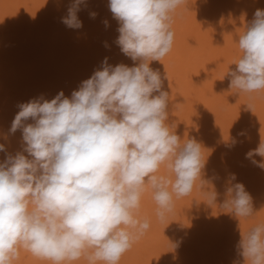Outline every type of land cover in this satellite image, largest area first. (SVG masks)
I'll list each match as a JSON object with an SVG mask.
<instances>
[{"label":"clouds","instance_id":"9594fccd","mask_svg":"<svg viewBox=\"0 0 264 264\" xmlns=\"http://www.w3.org/2000/svg\"><path fill=\"white\" fill-rule=\"evenodd\" d=\"M83 3L74 0L61 18L68 28H82L77 13ZM108 7L119 24L115 43L133 66H112L105 58L70 98L60 91L51 100L19 104L9 133L21 131L22 150L11 155L0 144L6 153L0 162V264H14L21 250L51 264H119L150 227L139 216L146 190L161 222L173 212L174 197L197 186L209 207L237 218L255 213L240 182L217 203L220 194L205 178L206 149L195 138L182 140L169 124L167 77L150 66L171 51L174 14L188 9L189 0H109ZM236 42L240 55L227 72L230 89L264 91V9H256ZM246 158L264 169V140ZM236 247L245 264H264V224Z\"/></svg>","mask_w":264,"mask_h":264},{"label":"bare ground","instance_id":"6f19581e","mask_svg":"<svg viewBox=\"0 0 264 264\" xmlns=\"http://www.w3.org/2000/svg\"><path fill=\"white\" fill-rule=\"evenodd\" d=\"M38 1L19 0L12 6L20 11L17 17L10 12V0H0V21L23 18L25 24L18 32L22 50L27 51L23 58L22 52H16L10 62V39H2L0 44V144L11 155L22 150L21 131L9 133L19 104L40 96L51 100L60 91L70 98L105 58L112 66L134 64L115 43L119 24L109 10V0H84L77 13L83 25L80 29L61 22L74 0H59L60 14L52 22L49 16L36 15L49 2ZM189 5L174 14L171 51L150 66L159 70L162 78L167 77L164 89L169 93V124L176 125L182 140L195 138L206 149L205 178L212 179L220 194L217 203L223 201L231 183L240 182L252 197L255 213L237 218L219 206L209 207L197 186L188 196L174 197L173 212L161 222L155 214L157 206L151 191L146 190L139 216L147 219L150 227L124 253L119 264H245L236 246L242 235L264 224V169L246 158V153L264 140V91L235 93L227 76L240 55L236 39L256 9H264V0H189ZM90 13H96L95 17ZM32 56L34 63L29 60ZM241 132L244 135L238 136ZM5 156L0 152V162ZM254 158L262 159L258 155ZM232 174L236 181H231ZM14 264L51 262L21 250Z\"/></svg>","mask_w":264,"mask_h":264},{"label":"rangeland","instance_id":"374dc122","mask_svg":"<svg viewBox=\"0 0 264 264\" xmlns=\"http://www.w3.org/2000/svg\"><path fill=\"white\" fill-rule=\"evenodd\" d=\"M42 1H44V0H39L38 4H42ZM47 1H49L47 3V5L44 8L38 9L37 10L38 12L36 13V15H38L40 13L41 16L42 15L49 16L51 18V19H49V22H52L55 20V17L59 16V14H60V12H59L60 6L59 5L61 3L59 0H47ZM18 2H19V0H10V12L11 11L15 12L17 17L21 16L20 11H16V10L12 9V6L18 5ZM57 9H58V12L55 13ZM16 19L22 20L23 22L18 23L16 21ZM9 24H10V28L8 27ZM24 24L25 23H24L23 18H15L14 20H12L10 22L0 21V44L2 42V39L3 40L6 39L5 42L8 39H10V56H9L10 62L13 60V57L15 56L16 52H22L23 53L22 58L24 56V52H27V51L22 50V45L20 42V35L21 34L18 32L20 27H21L20 31H22V26H24ZM47 40L48 39H46L44 42L50 43V42H46ZM29 60H31V62H33V63L35 62V61H33V56ZM22 62H24V61H22ZM24 64H26V63H24ZM209 253L213 254L214 252H209Z\"/></svg>","mask_w":264,"mask_h":264}]
</instances>
